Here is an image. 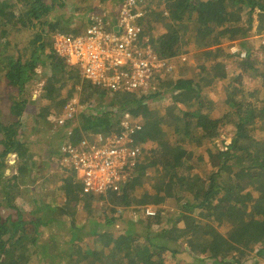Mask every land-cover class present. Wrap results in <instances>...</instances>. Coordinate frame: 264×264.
Returning a JSON list of instances; mask_svg holds the SVG:
<instances>
[{
  "label": "trees",
  "instance_id": "trees-1",
  "mask_svg": "<svg viewBox=\"0 0 264 264\" xmlns=\"http://www.w3.org/2000/svg\"><path fill=\"white\" fill-rule=\"evenodd\" d=\"M124 1L0 0V189L26 182L31 192L23 191L24 206L0 190V264L264 262V0L140 2V28L171 59L152 96L93 87L54 50L55 37L83 35L94 16L113 24ZM77 96L95 112L82 118L78 136L110 133L124 116L142 125L135 145L143 159L121 192L83 195L73 172L56 166L63 130L48 118ZM29 121L49 131L43 141L40 127L24 138ZM225 133L219 151L213 142ZM29 142L45 146L56 171L44 195L28 174L36 168ZM17 153L21 176L8 171ZM79 208L90 221L81 227ZM140 208L157 213L127 218Z\"/></svg>",
  "mask_w": 264,
  "mask_h": 264
},
{
  "label": "built area",
  "instance_id": "built-area-1",
  "mask_svg": "<svg viewBox=\"0 0 264 264\" xmlns=\"http://www.w3.org/2000/svg\"><path fill=\"white\" fill-rule=\"evenodd\" d=\"M139 6L138 0H125L113 24L94 16L83 35L55 37L56 54L66 59L70 66L78 67L82 81L93 87L110 94L154 95L160 77L171 71V59L160 57L148 40L149 36L143 35L139 26L143 14ZM231 53L238 52L232 48ZM78 98L65 102L62 115L48 118L56 128L63 130L59 138L60 161L56 166L77 174L83 195L121 192L137 175L142 152L135 145V136L142 125L124 116L110 133L78 136L76 115L86 111L80 107ZM138 210L133 213L135 216L154 217L157 213L152 208Z\"/></svg>",
  "mask_w": 264,
  "mask_h": 264
},
{
  "label": "rangeland",
  "instance_id": "rangeland-1",
  "mask_svg": "<svg viewBox=\"0 0 264 264\" xmlns=\"http://www.w3.org/2000/svg\"><path fill=\"white\" fill-rule=\"evenodd\" d=\"M138 1L141 2V4H142V1L143 0H138ZM158 30H159V32L164 31V30H162L160 28H158ZM148 36H149L148 40L150 42H152L150 34H148ZM259 40H262V39L257 38L256 39V42L259 41ZM239 42H240V40H236V41L230 43L231 45L229 44L230 45L229 46V48H230L229 52H231V49L232 48L236 49V52H238L239 51V48H238L237 44H239ZM183 57H185V56H183ZM192 57H193V54L191 53V57L190 58H192ZM190 60L192 62V63H190V65L191 64H196V59L195 58H192ZM239 63H241V62H239ZM239 63L237 62L236 64H234V63L233 64L235 66H238ZM247 82H248V84L253 85V82L254 81L251 78H248L247 79ZM41 85L42 84H40L37 87V91L41 88ZM94 113H95L94 111H89V112L79 111L77 113V115H76L77 116V120H78V123L77 124L80 125V123L82 121V118L89 117V116H91ZM39 127H40V132H39L38 137L36 138V140L43 141V138L46 136V132H49V131L47 129H46V132L43 129L41 131L40 124L37 123V122H34L33 123L31 121H29L25 125V127H24L25 128V137L24 138H27V136L30 133H32V134L37 133V129ZM51 128H53V127H51ZM225 137H227V140H226ZM229 139H230V135L229 134H227V133L221 134V135H219V140H214V142H213L214 145L213 146H215L220 151L222 149V147H221L222 141L223 140H226L227 141L226 143H229ZM20 141L26 142V139H20ZM29 143L33 144V146L30 147V152L28 154H32V155L34 154L30 158L36 164V168L30 170L28 172V174H31V173H32V175L34 174V176H33L34 180H33L32 183L36 184L35 194L39 193L41 190H44V193H43V195H44V194H47L48 192H50V191L53 190V187L52 186H54V181L52 180V177H54V173L56 171L54 170V168H53V166L51 164L45 163V160H46L45 159V156H42L45 153V151H46L45 146L44 145H35L32 142H29ZM200 154L198 153V156L199 155L200 156H203V154L201 152H200ZM27 156H30V155H27ZM42 158H44V159L42 160ZM7 161H9L8 162V165H9L8 171H11L13 175L14 174H17L18 176H21V173L20 172L19 173L17 172V170H18L17 167L20 166V164L21 165L24 164L23 163V160H22V157H20V154L17 153V154H15L13 156H9V158H8ZM8 171H7V173H9ZM73 174L76 176V179L78 180L77 174L75 172H73ZM20 178L21 177H19V179ZM57 179H58V183L60 184L59 177ZM21 182H23V181H21ZM38 187H40V188H38ZM26 188L30 192L29 185H26V182H24L23 185L20 183V187H15L14 184L11 183V182H5L0 190L6 196L7 200H9L10 204H12V205H14V204H21V205H24V206H30V202L28 204H25V202L23 201V195H22V193H24L23 191ZM139 194H140V197H143V196L146 195L144 193V191H141ZM29 198H32V197L29 196ZM37 199H39V198H37ZM55 201L56 200H53L52 201L53 202L52 205H54ZM47 202L50 203L51 202V199H48ZM167 207L170 208V212H177V210H173V207H174V204L173 203H169L167 205ZM26 209H31V208L27 207ZM101 210H103V205L100 204L98 211L101 212ZM13 212H15V211L14 210H8L7 211L8 214H12ZM36 213L37 212H35V214ZM138 217H140V216H136V218L133 217L132 220L138 219ZM87 219L88 218L85 216V214L82 211V209L79 208V214H78V217H77L79 226L81 227L82 225H85L86 223L90 222ZM99 229H104V227L103 226H99ZM1 264H9V262L4 261ZM180 264H183V263H180Z\"/></svg>",
  "mask_w": 264,
  "mask_h": 264
},
{
  "label": "crops",
  "instance_id": "crops-1",
  "mask_svg": "<svg viewBox=\"0 0 264 264\" xmlns=\"http://www.w3.org/2000/svg\"><path fill=\"white\" fill-rule=\"evenodd\" d=\"M116 21V20H115ZM114 21V22H115ZM80 89V88H79ZM65 104V103H64ZM59 139V138H58ZM143 157V154H142V156H141V159H140V162H139V165L141 164V162H142V158ZM59 167V166H58ZM146 183H147V180L145 181ZM147 185H148V183H147ZM148 187H149V185H148ZM146 189V188H145ZM145 194H147V192H144ZM146 196V195H145ZM145 196H143V197H141V199H145L146 197ZM149 207V206H148ZM124 211H125V209H122V211L119 213V212H117L118 214H120V216L119 217H121L123 214H124ZM128 219H133V217H130L129 215H128V217H127Z\"/></svg>",
  "mask_w": 264,
  "mask_h": 264
},
{
  "label": "bare ground",
  "instance_id": "bare-ground-1",
  "mask_svg": "<svg viewBox=\"0 0 264 264\" xmlns=\"http://www.w3.org/2000/svg\"><path fill=\"white\" fill-rule=\"evenodd\" d=\"M142 33H143L144 36H145V35H148L147 33H144L143 31H142ZM104 134H106V133H104ZM104 134H102V135H104Z\"/></svg>",
  "mask_w": 264,
  "mask_h": 264
}]
</instances>
